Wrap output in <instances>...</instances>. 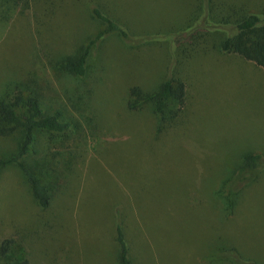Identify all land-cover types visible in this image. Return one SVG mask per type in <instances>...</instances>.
<instances>
[{
	"label": "rangeland",
	"instance_id": "obj_1",
	"mask_svg": "<svg viewBox=\"0 0 264 264\" xmlns=\"http://www.w3.org/2000/svg\"><path fill=\"white\" fill-rule=\"evenodd\" d=\"M108 1L102 7L124 26L150 22L162 30L150 42L106 35L93 45L83 77L55 66L104 28L83 4L31 0L23 13L1 8L0 97L13 80L29 79L44 110L58 111L70 127L40 136L26 158L37 164L47 153L46 168L60 169L59 177L46 174L52 192L60 187L49 207L33 204L16 166L1 170L0 240L23 238L32 264H118L119 219L135 264H234L207 259L231 250L264 264V70L221 53L218 42L232 24L215 21H234L254 6ZM167 76L186 84L176 117L160 121L150 106L128 107L131 87L152 91ZM16 143L0 136V157ZM232 177L238 180L227 182ZM233 196L231 212L226 199Z\"/></svg>",
	"mask_w": 264,
	"mask_h": 264
},
{
	"label": "trees",
	"instance_id": "obj_2",
	"mask_svg": "<svg viewBox=\"0 0 264 264\" xmlns=\"http://www.w3.org/2000/svg\"><path fill=\"white\" fill-rule=\"evenodd\" d=\"M77 1L83 4L91 17L102 24L104 28L97 32L94 37L89 38L85 44L80 45L79 49L73 54L57 57L55 66L68 74L77 77H83L87 74V63L93 45L106 35L118 33L123 38H129L133 34V36L142 37L143 41L147 42L159 39L158 36L162 30L159 23L154 25L153 28L150 27V22H143L144 25L134 22L135 24L132 27H126L119 22L118 18L102 7L105 5L103 1L109 3L108 0H100V2H95V0ZM207 1L206 4L210 11L247 7V4L254 6L247 9L248 11L244 16L236 17L234 21H231L230 17L228 19H215L218 23L232 24L230 25L231 31L225 32L221 36L218 48L221 53L237 54L264 70V0L261 3H257L259 0L252 2L250 0L246 2ZM29 5H31V0H0V16L3 17L1 14L4 11L1 9L2 7H6V9L14 7L15 10L19 9L18 13H23ZM198 9L199 6L197 5ZM196 29L190 31L188 36L193 35ZM28 82L29 79L24 81L13 80L0 97V136H16L17 140L15 150L0 157V175L2 174L1 170L8 165L16 166L25 179V185L29 189L33 204L36 207L45 209L51 205L54 195L60 193V187L55 190L56 193L51 191L46 181V174L51 171L54 178L59 177L60 169H57L56 172V170L46 168L48 163V160H46L47 153L38 159L37 164L27 161L26 158L32 154L40 136L63 133L69 129L70 124L61 119L58 111L46 112L42 106L40 96L36 91L29 89ZM129 96L128 107L130 109L142 108L147 105L151 107L153 114L157 115L160 121H169L178 115L180 106L184 104L186 84L182 78L167 76L152 91H145L138 86L131 87ZM45 149L43 147L42 151H45ZM258 157V155L248 154L245 159L256 161ZM64 179L63 185L65 186L66 183L68 184V178L65 176ZM237 180L236 177H232L227 182L235 183ZM236 199L235 196L226 199V210H232L230 206L235 203ZM113 230L117 243L115 255L117 263L135 264L132 246L126 236V227L123 220L118 219L113 224ZM26 245L23 238L13 236L2 238L0 240V264H32V251H28ZM225 253L229 257H226ZM237 253L233 250L230 252L223 251V256H221L220 253L214 254L213 252L207 259L211 263L218 257L221 261L225 260L237 264L232 257V255H236L239 258L238 264H252L250 259H243Z\"/></svg>",
	"mask_w": 264,
	"mask_h": 264
}]
</instances>
